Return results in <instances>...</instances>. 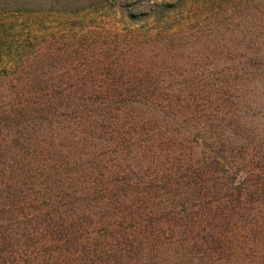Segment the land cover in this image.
I'll use <instances>...</instances> for the list:
<instances>
[{
    "label": "rangeland",
    "instance_id": "374dc122",
    "mask_svg": "<svg viewBox=\"0 0 264 264\" xmlns=\"http://www.w3.org/2000/svg\"><path fill=\"white\" fill-rule=\"evenodd\" d=\"M0 12V47L28 43L23 83L98 96L117 76L158 100L118 114L130 143L98 139V157L76 146L75 160L76 129L36 144L0 107V163L18 180L1 200L25 212L46 198L35 206L64 224L32 231L51 251L31 264H264V0H0ZM8 75L0 98L23 93Z\"/></svg>",
    "mask_w": 264,
    "mask_h": 264
},
{
    "label": "trees",
    "instance_id": "16d2710c",
    "mask_svg": "<svg viewBox=\"0 0 264 264\" xmlns=\"http://www.w3.org/2000/svg\"><path fill=\"white\" fill-rule=\"evenodd\" d=\"M161 6L163 8L174 7L167 3L161 4ZM21 7L19 8L21 9ZM128 13L130 18H135L133 12L128 11ZM145 15H148V13ZM1 16L0 12V31L5 29L2 27L5 23L3 22L4 19H1ZM0 37H3L2 32H0ZM18 46H21L23 49L17 48L15 53L14 48L10 46L0 47V64L3 65L0 77H6L9 73L7 78H13L16 84L15 89L23 91V93L16 92L14 96L0 98V107H2L5 120L7 121L5 123L8 127L11 125V127L19 128L17 134L21 138L38 140L36 144L40 141L41 136H44L43 139H45L46 135L48 137L41 142L49 143L51 141L54 143L57 142V138L62 139L59 134H51L55 126L56 129H76L77 134L73 133L69 138H65L69 142L67 143L68 146L74 148L73 154L69 153V157L72 160H75L76 151L80 147L82 156L98 157V152L95 150L98 147L96 143L98 139H100L99 143H103L106 147H109L108 145L116 141L117 135H119L118 138L120 139L119 142L116 141L118 142L117 144L130 143V139H133V137L129 134V118L127 122H123L125 120H121L118 114L129 115L130 113L137 112V116L139 117L140 113L143 112L142 106L153 107L155 102L158 101L151 99L150 96L148 97L142 92L144 89H147L146 86H150L151 84L146 85L142 80H130L126 84L123 78H118L117 76L112 86H110V83H104L105 86L98 84L99 89L102 93L104 92V94H99L98 96L90 93L79 97L62 95L55 92L52 93L53 87L50 88L48 83L46 85V83L42 84L41 81L36 82L33 80L31 82L26 80L28 82L25 81L23 83L17 75L19 70L16 69V65L20 54L26 53L28 43L21 42ZM103 65L107 67L106 64ZM100 70L104 72L101 68ZM95 83L88 80L82 86L87 87L89 90L93 86V90ZM125 91L127 94H124ZM129 91L130 94H128ZM168 113L164 114L167 115ZM133 115L134 117L136 116V114ZM150 115L148 114V116ZM122 122L123 124H121ZM44 126H47V129L44 130L45 133L42 132ZM84 149H89V151L83 152ZM77 160L80 162L81 159ZM74 166L78 165L74 164ZM8 168L7 163H0V180L2 182L0 189L2 188V192L17 190L18 180L16 177L14 178V176L10 175L12 170ZM86 169L90 172L89 168ZM50 170L54 169L50 167ZM1 199L0 195V255L10 256L2 261L0 257V264H17V262L20 264H31L35 259V255L39 252L43 254L45 251H51V248L47 244H36L35 241L39 239V236L33 237L32 232L34 231L35 234H38L42 230L47 234L57 236L58 233L63 231L64 224L54 219L57 216L55 211H51L50 209L43 211V208L38 209L35 206L38 203H43V206H47V204L44 205L46 198L43 201L39 197L34 198L32 200L34 201L33 205L32 203L25 205V208L28 209H25V212H19L15 202L8 197L6 199L10 202ZM31 206H34V209ZM21 235L24 242L17 238L21 237ZM34 251L35 253H33Z\"/></svg>",
    "mask_w": 264,
    "mask_h": 264
}]
</instances>
